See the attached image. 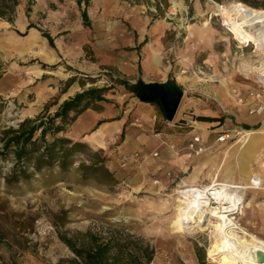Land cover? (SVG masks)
<instances>
[{"label": "rangeland", "instance_id": "1", "mask_svg": "<svg viewBox=\"0 0 264 264\" xmlns=\"http://www.w3.org/2000/svg\"><path fill=\"white\" fill-rule=\"evenodd\" d=\"M87 1L22 0L12 25L0 20V131L42 113L69 79H76L77 93L109 90L104 96L107 103L94 102L57 136L82 144L65 172L56 163L30 184L10 191L0 178V215L6 217L7 231L15 227L9 240H15V246L1 245L0 260L12 253L18 264L65 263L72 254L58 233L71 237L91 230L149 243L155 250L152 264H214L207 258L210 227L173 233L175 190L191 179L196 168L198 186L210 185L207 175L218 165L223 166V178L240 155L242 129L264 127V112L250 114L252 108L264 105V97L256 101L250 96L264 89L259 78L264 54L252 44L234 40L216 8L248 1L264 9V0ZM83 11L89 26L84 25ZM29 24L38 29L30 41L20 36ZM42 32L51 36L54 48ZM148 44L161 60L146 70ZM51 50L60 60L50 65L51 70H43V57ZM139 79L172 80L183 89L172 123L152 105L156 124L145 127L141 107L148 104L139 103L131 89ZM92 112L103 113L107 120H124L121 133L106 137L103 147L90 145L83 136L78 139L98 124ZM198 117L220 119L221 124L203 123L204 152L189 158L187 148ZM201 132L197 128L196 133ZM223 133H230V139L217 142ZM52 139L47 136L48 142ZM258 157L264 161V150ZM11 167L12 160L1 162L0 177ZM243 201L237 223L249 225L254 207L264 219V194L253 197L245 191ZM254 230L264 235V229Z\"/></svg>", "mask_w": 264, "mask_h": 264}, {"label": "trees", "instance_id": "2", "mask_svg": "<svg viewBox=\"0 0 264 264\" xmlns=\"http://www.w3.org/2000/svg\"><path fill=\"white\" fill-rule=\"evenodd\" d=\"M21 1L0 0V20L12 25ZM85 2L88 1L85 0ZM241 2L258 9L256 5L248 1ZM27 13L30 11L28 10ZM82 19L84 25L89 26L85 11L82 13ZM31 29L38 30L29 24L20 36L26 37ZM41 35L49 46L54 48L51 36L44 32ZM52 68L42 65L43 70ZM75 83L76 79L73 78L64 82L63 89L53 98V102L46 105L43 112L35 118L23 120L16 128L5 127L0 131V163L12 160V167L8 174L0 177L7 191L30 184L36 176L44 175L43 173L52 170L56 163V166L65 172L75 149L82 146L79 142L73 143L70 139L57 136L64 133L67 125L74 123L81 114L90 110L94 102L107 103L108 100L104 96L109 90L107 88L87 89L59 103L61 97ZM150 105L156 106V104ZM55 106H57L56 110L50 114L49 110ZM162 116L164 118L163 114ZM196 121L208 124L218 123L219 126L221 124L220 119L216 118L198 117ZM37 134L39 135L36 136ZM47 136L53 138L51 142L47 141ZM105 173L112 178L107 171ZM4 219L6 217L0 215V246H15V240L9 241L15 235V227L12 225L7 231ZM58 236L72 254L70 260L59 264H152L155 256V250L149 243L143 244L139 239L129 235L119 239L116 235L103 236L87 230L71 237L63 233H58ZM0 264H18V262L15 260V254L11 253L7 259L0 260Z\"/></svg>", "mask_w": 264, "mask_h": 264}, {"label": "bare ground", "instance_id": "3", "mask_svg": "<svg viewBox=\"0 0 264 264\" xmlns=\"http://www.w3.org/2000/svg\"><path fill=\"white\" fill-rule=\"evenodd\" d=\"M216 8L224 16V22L229 26L234 40L248 46L252 44L264 54V9H254L241 2H233L226 7L216 4ZM36 34L37 31L31 29L25 38L30 41ZM147 50L146 70L151 64L159 65L161 60L151 44L147 45ZM259 78L264 84V68ZM227 93L225 90L228 97ZM219 103L223 106L222 101ZM195 124L199 125L196 122ZM109 127L97 129L89 134L87 141L90 145L103 147ZM242 135L240 149L243 153L250 152L254 136L264 137V127L245 131ZM245 162L246 160L240 157L236 174L234 171H228L221 179L220 169H216L212 175L208 174V186L196 184L200 176L196 169L191 179L180 182L175 190V207L171 219L173 233L183 234L186 229L202 232L210 227L211 242L207 249V258L214 264H264L261 263L264 257V239L249 233L236 222L235 217L243 213L245 191L256 190L264 193V177L247 172ZM234 174L238 178L231 180Z\"/></svg>", "mask_w": 264, "mask_h": 264}, {"label": "crops", "instance_id": "4", "mask_svg": "<svg viewBox=\"0 0 264 264\" xmlns=\"http://www.w3.org/2000/svg\"><path fill=\"white\" fill-rule=\"evenodd\" d=\"M43 58H44L43 63L45 65L47 64V66H50L52 64H56V62H59V60H60V58H59L58 55L56 56V55H54V53H52V50L51 51H47V53H45V56ZM45 73H47V72H45ZM146 82L147 83H151L150 81H146ZM152 83H154V82H152ZM74 86L75 85L73 84L69 88V90L67 91V93L62 96L63 97L62 98V102L64 100L68 99V98H72L77 93V91L75 89L76 87H74ZM133 108H135V110H138V111H141V110L144 111L145 120H146L144 122V124H145V127L147 129H151V128H153L155 126V124H156L155 123V121H156V114H155V110L152 107V105L148 104L146 106H142L141 108H143V109H141V110L139 109V106L136 107V105ZM91 116H95V121L94 122H97L98 121V124H96L95 128L93 130H91V131H90V128L87 129L90 132H85L83 135H80L78 137V139L83 136V138H85L87 140V136L89 134H91L93 131H96L97 129L105 128L106 126H110L109 129H108L109 130V133H108V135L106 137L107 138L117 137V135L119 133H121V131H122L123 127H124V120L123 119H120V120H107L106 115H104L103 113H100V112H92V115ZM198 124H199L198 126L195 124V128H194L193 131H191V133H194L193 137H196V135H200L201 137L200 136H197V137H199L200 140H202L201 138H204L205 136H207L206 131H204L206 128L203 126V125H206V124H203V123H198ZM90 126H91V124H90ZM197 128L200 129L203 132H201V134L196 133ZM216 130H218V129H216ZM255 130H258V129H255ZM245 131H250V130L242 129V132L241 133H243ZM106 137H105V139H106ZM142 140L143 139L141 138L140 139V142H143ZM253 140L254 141L252 143V148H251L250 152H244L243 153V151L240 149V155L237 158L235 167H233V169H231V171H234V173L236 174L237 168H238V161H239L240 157H243L246 160L245 165H247V170H246L247 172H249L251 175H253V174H260L262 177H264V161H262L258 157L259 156V153L262 150H264V137L262 138L261 136L256 135V136H254V139ZM201 145L202 146L204 145L203 141H201ZM222 168H223L222 165H220V166L218 165L215 169L222 170ZM235 174L233 175V177L231 178V180H236L238 178L237 175H235ZM246 192H248V194L250 196L252 195L253 197L258 196V194H264L263 192L256 191V190H249V191H246ZM252 205H253V203H252ZM243 210H244V208H243ZM251 213H252V220L251 221H248V224L249 225H246L244 221L239 222V224L243 228L247 227V228L252 229L251 232H249V233H252V234H254V235H256V236L264 239V235L262 236V235H260L258 232H256L254 230L255 228H257V229L260 228L261 230L264 229V219H262L261 216H260V214L262 212L260 210H258L257 207H254L251 210Z\"/></svg>", "mask_w": 264, "mask_h": 264}, {"label": "water", "instance_id": "5", "mask_svg": "<svg viewBox=\"0 0 264 264\" xmlns=\"http://www.w3.org/2000/svg\"><path fill=\"white\" fill-rule=\"evenodd\" d=\"M137 101L141 104H156L162 111L166 122L172 123L184 96L183 89L174 81L147 83L137 80L131 87ZM264 263V257L261 259Z\"/></svg>", "mask_w": 264, "mask_h": 264}, {"label": "built area", "instance_id": "6", "mask_svg": "<svg viewBox=\"0 0 264 264\" xmlns=\"http://www.w3.org/2000/svg\"><path fill=\"white\" fill-rule=\"evenodd\" d=\"M250 96L252 97L253 100L259 101L260 98L264 97V89H262L261 91L258 92H252L250 94ZM262 112H264V105L263 106H258V107H254L252 108V110H250V114H261ZM239 135H242L241 133H239ZM230 133H223L221 136H219L217 138V142H225L227 140L230 139ZM243 137V135H242ZM241 137V139H242ZM188 157L192 158V157H197L199 155H201L204 152V148L201 145V140L199 137H193L191 139V141L188 144ZM212 193V192H211ZM212 195V194H211Z\"/></svg>", "mask_w": 264, "mask_h": 264}]
</instances>
